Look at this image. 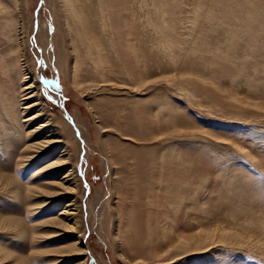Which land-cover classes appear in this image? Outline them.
Masks as SVG:
<instances>
[{
    "label": "rangeland",
    "instance_id": "obj_1",
    "mask_svg": "<svg viewBox=\"0 0 264 264\" xmlns=\"http://www.w3.org/2000/svg\"><path fill=\"white\" fill-rule=\"evenodd\" d=\"M2 1L7 6L0 12V26L12 22L15 36L9 37L0 27V90L19 95L21 121L28 124L23 125L26 145L46 148L37 150L24 167L18 166L23 149H18V139H8V156L0 152V161L17 155L0 164V170L21 187L15 200L0 197L4 205L0 204V218L19 219L27 233L25 240L17 239L9 247L18 259L0 264L22 260L48 264L43 258L47 253L39 251L64 250L76 238L84 249L59 255L58 264H264V254L232 243L206 242L201 252L196 247L189 250L201 230L206 233L202 238H207L237 227L236 236L255 242L256 232L246 235L238 226L245 222L256 226L258 218H264V45L254 66L244 58L256 53L255 36L249 41L242 34L243 40L232 45L239 22L248 23L254 14L259 25L264 24V4L257 8L254 0H214L221 8L207 15L213 0H201L197 18L191 0H178L180 6L172 0L183 27L195 31L186 49L169 55L145 24L149 18L154 21L155 14L138 2L140 24L136 22L135 28L145 40H141L143 51L147 46L153 58L145 68L149 88L138 92L132 87L144 89V84L123 74L124 59L115 55V48L121 54L122 46L110 40L98 43L110 80L103 84L102 75L86 57L87 46L76 34L69 41L57 0H41L37 18L40 0ZM97 1L91 0L89 10H99ZM147 1L150 5L154 0ZM232 7L238 20L232 17ZM112 17L113 29L106 27L104 37L117 28ZM179 32L180 38L185 37V30ZM193 44L203 52L188 54ZM217 50L229 55L212 58L210 53ZM30 84L32 88L25 90ZM28 95L34 96L26 100ZM34 102L38 105L24 112L23 107ZM29 117L34 118L24 122ZM178 159L183 174L175 165ZM63 161L62 167L49 168ZM68 171L76 186L71 194L65 189L74 185L63 179ZM28 185L41 188L36 197L51 204L40 212H28ZM72 209L77 216L68 222L65 213ZM50 220L61 225L44 229L58 231L59 241L45 240V247L44 239L33 243L31 227ZM73 223L75 230L67 232L63 225ZM4 228L0 219V231Z\"/></svg>",
    "mask_w": 264,
    "mask_h": 264
},
{
    "label": "bare ground",
    "instance_id": "obj_2",
    "mask_svg": "<svg viewBox=\"0 0 264 264\" xmlns=\"http://www.w3.org/2000/svg\"><path fill=\"white\" fill-rule=\"evenodd\" d=\"M57 1L59 4V9L63 11V15L65 17V21H66L65 25L67 28V36H68L69 41L72 43L71 34H76L78 41H81V45L87 46V49L85 50L86 57L87 59H90L91 64L93 65L97 74L99 76L102 75L103 84L109 82L110 80L108 78V75L104 73L105 65L103 64L104 59L102 55V52L104 51V49L98 43L102 40H105V41L110 40V41H113L114 43H117L119 48H120V45L122 46V48H120V53L122 55L119 54L115 48V55L118 57H121V59H124V62H120L122 63L121 71L123 72V74L126 75L128 79L134 78L136 76L139 78V82L144 84V89H140L139 87H132L133 91H138V92L141 90L145 91L149 88L147 84H150L151 81H148V78H146L145 76V68L150 64L149 62H151L153 59L152 50H148L146 46L143 51L142 49L143 43L141 42V40L142 41H145V40L142 34L140 33V31L137 28H135V23L136 22L139 23L140 21L139 17H136V13L140 11V8H138L139 6L138 2H140L141 6H148V8L155 14L154 21L149 18L147 23L145 22L144 23L147 24L148 27L149 26L152 27L153 35L156 34L158 37H160L158 45L165 51L167 50L169 55L174 54L175 51H176V55H178L177 51L179 49L181 50L186 49L184 48V46L187 45V43L191 40L194 34V31H195L193 27H185V28L183 27L182 21L179 19V15L176 10V8L181 5V2H179L178 0H176L180 3L178 6L173 5L172 0H161L159 2L154 0L150 5L148 4L149 2L147 0H119V1L111 0L110 7H108L109 0L107 1L98 0L97 1V4H98L97 8L99 9L98 11L89 10V3L91 2V0H57ZM254 1H256L257 8H259L261 5L264 4V0H254ZM191 3L195 4V7L192 10L193 14L197 18H199L200 15L196 14V11H199L202 9L203 5L201 3V0H191ZM134 4H136L137 7L136 6L134 7L133 6ZM232 4L234 6L235 2ZM6 6H7L6 3L0 0V12L6 11L4 9ZM219 8H221L220 3L215 2L213 0L210 4V10L207 13V15H209L211 12ZM149 9L147 11V14L150 13ZM172 10L174 13L172 12ZM112 15H114V17L116 18L117 28L113 30L114 33L109 32L110 37H107V34L105 35L106 37H104V32L106 31V27L113 29L110 26L111 24L110 18L112 17ZM174 17L177 18L176 23L171 22ZM232 17L238 20V17L236 16V13L233 7H232ZM256 18H258V15L253 14V17L250 18V21L248 23L239 22V24H237L234 27L235 38L232 40V45H236V44H239V42L243 40L242 34H244L249 41L254 40V36H255L254 44L256 48V53L252 52V55L245 54V58H244V59L251 61L250 66H254L255 58L259 54V51H260V46L264 45V41L260 40V38L262 37V34H264V24L260 26L259 25L260 23H258ZM168 21L170 23V26L168 25ZM3 23L4 24L1 25L2 27L0 26L2 31L5 33H8L9 37L11 36L14 37L15 36L14 24L10 21H4ZM166 23L168 26L166 25ZM255 25H256V28H254ZM245 28H246V31H245ZM180 30H185V32L183 33L185 37L182 36L183 38H180L181 37V33L179 32ZM96 31H98L99 33H96ZM201 43L203 45L204 44L206 45L205 41L203 40H201ZM74 51H76V47L74 48ZM197 51L203 52L202 48H197V45L193 44L188 49L187 53L195 56L198 53ZM12 53L13 51L11 49L10 54L12 55ZM222 54L223 52L220 50L210 53L212 58L214 56L222 58L225 55H229V54H225L222 56ZM0 59H2V56H0ZM130 62H133V63L130 64ZM131 65H132V68L130 69ZM79 66H80L79 63H77L76 68H78ZM1 69L2 68L0 67V70ZM111 70L112 69H110V71ZM24 78H25L24 80H26L27 76H25ZM248 81L251 82V80L249 79ZM31 88H32V84H30V86H27L25 90H28ZM33 96L34 95H28L25 99L26 100L31 99L33 98ZM17 98H19V95L17 93L7 94V93H4L2 90H0V133H1L0 134V152L1 154L8 156V152L10 150L8 146V139L10 138L18 139L19 140L18 149L21 150L23 148L22 152L20 153L22 155V158H21V161L19 160L18 166L22 165V167H24L25 161L32 162L34 158L36 157L35 153H37V150L40 151V149L46 148V146L42 147V145L40 144L26 145V143L24 142L25 138L23 136L25 135V132H24L23 125H28V124H24L21 121L22 120L21 111H19L20 105H19V102L16 101ZM24 100L22 99L21 101H24ZM36 105H38L37 102H34L33 104L23 107L24 112L26 110H29L30 108H33ZM160 107H162V105ZM32 118L34 117H29L24 122L29 121ZM44 144L46 145V143ZM48 144L50 145L52 144V142ZM34 148L36 150H33ZM27 151H30V152L27 153ZM26 154H28V156H26ZM64 154L67 155V153H64ZM16 156L17 155H14L13 158ZM11 157L12 156H10L9 160L8 158L1 160L0 164L4 165V164L9 163L13 159ZM65 164L66 163L63 161V162H60L59 165H52L49 168L54 169L57 166L61 165L62 167ZM29 165H31V163ZM175 165H177V167L179 166L182 167L181 174H183L182 160L178 159L175 162ZM42 172L43 171H40L39 173H42ZM70 176H71V173H69V171L66 172V175L64 176L63 179H70V180H66V183L67 181L72 182V178H70ZM177 180L179 181L178 177L175 181H173V183L174 182L177 183ZM71 184L74 185V182H72ZM75 188H76L75 185L74 187L68 186L66 187L65 191L71 194V193H74ZM26 190H27L26 198L29 204L28 212H33L36 210L40 212L43 210V207L45 208L44 205L46 203H48L47 205L51 204L50 202H47V200H42V199H39L40 197L39 198L36 197V194H38L39 191L42 190L41 188H37V187L34 188L28 185ZM19 191H21L19 182L13 181L12 176L4 174L0 170V197L2 198L6 197L7 200L8 199L15 200L19 196V193H20ZM72 202H74L73 199H71V203L69 206L73 204ZM0 204H2L1 205L2 207L4 206L3 200L1 198H0ZM36 204H38V206ZM76 211H77L76 209H72L67 212L65 211L66 212L65 214H67V217L65 218V220L68 222H72L74 218H70V216H77ZM36 214L37 213H35V215ZM0 219L2 223H4L5 226L7 227L0 231V260H5L9 258H14V260H16L18 258H15L14 254L10 252V250L12 249H10L9 247L12 248L14 241H16L17 239L21 241L25 240L24 237L25 235H27V233H26V230H24V224L22 221H20L19 219L15 217H8V218L1 217ZM30 221H33V220H30ZM258 221L259 223L256 226H253L251 223H246V222L242 224V227L238 226L239 230L243 234L247 235L250 232H253V233L256 232V237H254L255 242L245 241L244 240L245 237L243 236L242 237L236 236L237 227H234L235 229H232V231L224 230V231H221V233L217 235L212 234L207 238H202V236L204 235H202L201 233H205V232L204 231L202 232L201 230V231H198L196 236H194L195 243L190 244L189 250L196 247L195 251L201 252L203 248L206 247L207 245H212L215 242H218V243L221 242V243L226 244L227 246L232 243L233 246H240L242 247V249H247L248 247H251V249L257 251L258 253L264 254V218H258ZM232 222H233V219H232ZM50 224L51 226L61 225V223L58 222V220H50L48 222L44 221L37 225L34 224L31 227V234H33V237H32L33 243L37 244L38 242H41L42 239H44L43 243L45 247L48 244V242L46 243L45 240L46 241L47 240L48 241L49 240L59 241V239H56V236L57 237L60 236L58 234V231H54L52 228H50V230L44 229ZM76 224L77 223H73L72 225L65 224L63 226L67 232H72V230H75ZM232 226H235V225H232ZM41 230L44 231L43 234H40ZM66 238L67 237H64L65 240H68ZM203 239L205 240L202 241ZM206 242H209V243L207 245H203V243H206ZM35 249L37 248L35 247ZM82 249L84 248L82 247V244L80 243V239L76 238V239H71V242L68 244V247L64 250L60 248H51V249H48L45 251L43 250L39 252L41 254L47 253V255L43 256V258L47 260L48 264H58L59 263L58 257H60L59 255H62V254L71 255V254H74L75 252H80V250ZM186 251L188 250H185L184 252ZM26 262L27 261L22 260L21 262H17L16 264H27Z\"/></svg>",
    "mask_w": 264,
    "mask_h": 264
},
{
    "label": "water",
    "instance_id": "obj_3",
    "mask_svg": "<svg viewBox=\"0 0 264 264\" xmlns=\"http://www.w3.org/2000/svg\"><path fill=\"white\" fill-rule=\"evenodd\" d=\"M41 3H42V2H41V0H40L39 3H38V5H37L36 11H35V18H37L38 10H39V8H40V6H41ZM37 28H38V23H37V20H35V22H34L33 36H32V39H33V40H34V35L36 34V31H37ZM39 66H40V60H38V67H39ZM40 81H41V83H42L44 86L49 87V84H48V82H47L46 80H40ZM60 107H61V109L63 110V112L65 113V116L68 118V120L70 121V123H71L72 125H74V123L72 122V120L69 118V116H68L66 110L64 109L63 104H61Z\"/></svg>",
    "mask_w": 264,
    "mask_h": 264
}]
</instances>
